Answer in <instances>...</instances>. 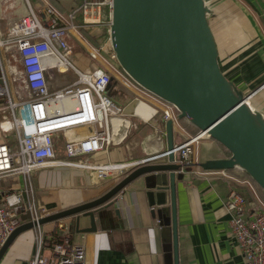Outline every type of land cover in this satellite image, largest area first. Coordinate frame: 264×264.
<instances>
[{"label": "built area", "instance_id": "1", "mask_svg": "<svg viewBox=\"0 0 264 264\" xmlns=\"http://www.w3.org/2000/svg\"><path fill=\"white\" fill-rule=\"evenodd\" d=\"M111 3L112 0H84L69 16L47 2L37 14L26 3L27 9L23 14L10 24L4 34L0 32V101L3 102L0 129L12 135L11 141L0 144V178L20 176L23 180L21 191L2 196L0 249L22 224L21 217L29 213V222L34 224L36 249L27 264H86L84 248L55 232H67L68 227L64 223L56 222L54 231L45 236L38 224L43 218L42 208L36 201L31 173L59 163L56 142L59 146L63 145L65 157L69 160L90 158L78 167L93 172L98 179L117 182L125 176L127 169L156 162L165 155L134 164L94 163L96 156L107 153L112 145H121L130 129H136L130 118L145 121L156 113L155 109L147 118L133 110L131 114L125 113L106 95L112 76L135 94L150 95L148 97L153 98L161 109L163 124L179 120V110L175 105L148 91V95L145 94L142 91L145 89L119 66L111 38ZM105 6L110 10L107 18L104 17ZM77 12L81 15L80 23L75 20ZM96 26L103 28L104 41L94 46L84 34L89 27ZM90 38L95 42L101 39L96 36ZM73 39L90 60L98 63V67L81 72L72 66L70 59L73 52L69 42ZM104 53L109 55V60ZM68 70H73L77 79L64 87H52V82L60 80L56 79L57 74ZM139 98L135 99L133 107L139 103L153 106L150 101ZM116 121L117 127L114 126ZM5 124L8 128L3 127ZM160 135L165 136V131ZM61 138L63 143H59ZM208 138V134L198 132L188 141L175 146L174 161L181 165L180 173L199 163L195 155L196 147L201 140ZM197 169L192 173L199 176L222 174L254 190L249 181L229 176L223 170ZM257 202V208L248 211L245 198L236 191H230L224 200L231 236L248 264H264V202ZM45 244L50 251L49 258L42 253Z\"/></svg>", "mask_w": 264, "mask_h": 264}, {"label": "crops", "instance_id": "2", "mask_svg": "<svg viewBox=\"0 0 264 264\" xmlns=\"http://www.w3.org/2000/svg\"><path fill=\"white\" fill-rule=\"evenodd\" d=\"M25 1L37 13L41 12L44 2L53 5L63 14L66 3L69 5L71 1L78 8L82 4L81 0ZM207 3L211 4L209 11L212 16L208 24L216 45L220 71L238 94L248 98L246 105L264 118V0H206L204 6ZM103 10L107 18L110 10L106 6ZM121 89L118 84L115 87L111 83L110 92L114 98H117ZM145 97L155 108L144 103L133 107L135 99H131V103L124 109L125 113L131 114L133 110L147 118L156 109L155 115L145 121L130 118V122L136 126L134 133L121 145H112L107 153L96 156L94 160H98V163L134 164L166 152V137L160 135L165 131V124L161 122V109L153 98ZM2 105L0 101V108ZM188 124L187 119L172 123L175 146L196 135L192 133V127L186 128ZM5 126L8 128L7 124ZM114 126H118V121L114 122ZM10 136L0 129V144L11 141ZM56 143L55 152L59 163L31 173L36 201L42 208L43 218L91 202L116 184L110 179H98L93 172L78 167L80 163L67 159L64 153H60ZM226 150L208 138L199 142L195 155L199 162L227 160L231 154ZM166 161L167 157L164 156L153 163ZM135 168L127 169L125 175ZM197 170L195 166L187 167L182 178L175 180L178 264H248L231 236L224 200L230 191H236L245 198L248 211L255 210L257 201L262 200L255 189L251 190L247 185L225 179L222 174L199 176L192 173ZM22 186L20 176L0 178V203L4 193L19 192ZM164 200L162 206H170L169 193ZM113 201L112 205L94 211L95 232L77 233V217L79 229L87 228L90 221L88 217L74 215L71 226L60 219L53 222L49 233L54 231L56 222L64 223L68 227L67 232H55L67 237L72 244L84 248L86 264H172L173 252L171 249L169 251L158 222L161 205H152L147 197L144 177L128 184ZM169 216L167 214L166 217ZM41 226L45 236L48 233L45 234L44 225ZM35 249L33 228L23 231L7 247L0 264H27ZM42 253L50 257L46 244Z\"/></svg>", "mask_w": 264, "mask_h": 264}, {"label": "water", "instance_id": "3", "mask_svg": "<svg viewBox=\"0 0 264 264\" xmlns=\"http://www.w3.org/2000/svg\"><path fill=\"white\" fill-rule=\"evenodd\" d=\"M206 11L204 0H112L111 38L117 62L143 89L175 105L179 119L186 118L231 154L227 160H205L196 167L205 171L237 167L264 191V118L255 112L260 122L256 128L247 114L248 98L222 75ZM165 137L166 162L139 166L101 197L46 216L38 224L82 215L89 218V226L79 229L77 217L76 232H95L94 211L112 205L119 192L143 176L147 197L152 205H161L158 222L173 252L172 264H178L175 180L183 174L174 161L171 121L165 124ZM167 193L171 203L163 207ZM29 219V213L21 217L24 223L3 244L0 259L19 233L33 228Z\"/></svg>", "mask_w": 264, "mask_h": 264}, {"label": "rangeland", "instance_id": "4", "mask_svg": "<svg viewBox=\"0 0 264 264\" xmlns=\"http://www.w3.org/2000/svg\"><path fill=\"white\" fill-rule=\"evenodd\" d=\"M82 1L83 0H81V3H82ZM204 1H206V0H204ZM216 1H218V0H214V2H216ZM69 3H70L69 5L67 3L65 4V13H64L65 16H69L70 14L74 13L78 8V6L76 7L71 1ZM25 4H26L25 0L24 1L23 0H0V32L1 33L4 34L6 32V30L8 29V27L10 26V24L12 22H14L15 20H17L23 14L24 10H26ZM31 5L34 6L33 2ZM210 5H211L210 3H207V5H205V8L207 10L206 11L207 21H209L211 19V16H212L210 11H209V8L211 7ZM70 8H72V9L70 10ZM37 14H39V13H37ZM80 17H81L80 12H77L76 17H75V20L77 23H80ZM221 34H224V33H221ZM84 35H85V38L88 40L89 43H91V41L89 39L91 36H96V37L103 39L104 38L103 28L99 27V26L89 27L88 32H85ZM101 39H99V41H96V42L103 43L104 39L103 40H101ZM91 44L95 46L94 43H91ZM69 47L72 49V52H73L71 59H70V62L72 64V66L75 67L76 69H78L79 71L87 72L88 69L92 70V69L99 66L97 62L90 60L84 53H82L83 51L81 50L79 43L75 39H73L69 42ZM104 55L109 60V55L106 53H104ZM111 62L114 65H117L116 62H114V61H111ZM59 78H60V80H55L54 82H52V87L59 88V87L67 86L69 82H73L74 80L77 79V75L74 73L73 70H68L65 73H62L60 75L57 74L56 79H59ZM110 87H111V84L109 86L108 91H106V95L109 98H111V100H113L118 106H120L124 110L125 107L131 103L132 98L128 95V92H126L124 89L119 90L118 91L119 93H117V98H114L110 92ZM142 91L146 92L145 94H147V91H145V90H142ZM137 94L140 97L148 100L144 95H140L141 94L140 92H138ZM148 96H150V95H148ZM153 106L150 105V107L154 108ZM137 121L139 123L140 122L142 123V121H140V120H137ZM142 124H144V123H142ZM135 130L136 129L131 128L127 137H130L134 133ZM11 138H12V135L10 136L9 139H11ZM59 143H63L62 138L59 139ZM58 150H60V153H64L63 145L59 146ZM88 159H90V158L81 157V158H77L76 160L79 163H83ZM97 161L98 160H94V163L97 164L98 163ZM113 181L115 183L118 180H113ZM73 217L74 216H69V217L63 218L62 220L64 221L65 224H67L68 226H71V224H73ZM52 224H53V222L43 224L44 225L43 232L45 234L49 233L51 231L50 226ZM67 234L68 233H66V235Z\"/></svg>", "mask_w": 264, "mask_h": 264}, {"label": "trees", "instance_id": "5", "mask_svg": "<svg viewBox=\"0 0 264 264\" xmlns=\"http://www.w3.org/2000/svg\"><path fill=\"white\" fill-rule=\"evenodd\" d=\"M90 40L95 44L97 45L98 42H95V40L91 39ZM82 50V49H81ZM83 51V50H82ZM85 54V52H82ZM111 83L116 87V85L118 84L119 87H121L122 89H124L126 92H128V95L132 98V99H140L139 96L137 94H135L134 92H132L131 90L125 88L119 81L116 77L112 76V80H111ZM118 88V87H117ZM148 103V102H147ZM149 104V103H148ZM186 119V118H181L179 119V121L183 122V120ZM189 127H192L193 128V131L192 133L194 134H197L198 132V128H196L193 124H191L189 122V124L187 125L186 128H189ZM213 140V139H212ZM214 141V140H213ZM216 142V141H214ZM217 144H219L218 142H216ZM222 146V145H221ZM223 147V146H222ZM224 148V147H223ZM226 150V149H225ZM228 154H230V152L228 150H226ZM205 159V158H204ZM202 160V159H200ZM205 161V160H204ZM135 168V167H134ZM191 168V167H189ZM132 171V170H131ZM130 171V172H131ZM129 172V173H130ZM226 174L232 176V177H235L241 181H249L251 183V185L253 186V188L255 189L257 195H259V198L262 200V202H264V191L255 183V181L243 170H240L239 168L235 167L233 169H229V170H225L224 171ZM127 173V174H129ZM126 174V175H127ZM125 175V176H126ZM225 178V177H224ZM225 179H228V178H225ZM247 187V186H246ZM245 187V189H246ZM248 188V187H247Z\"/></svg>", "mask_w": 264, "mask_h": 264}, {"label": "bare ground", "instance_id": "6", "mask_svg": "<svg viewBox=\"0 0 264 264\" xmlns=\"http://www.w3.org/2000/svg\"><path fill=\"white\" fill-rule=\"evenodd\" d=\"M247 107H248V106H247ZM247 109H248V108H247ZM244 111L246 112L245 109H244ZM135 113L138 115L137 112H135ZM247 114L250 115V117H251V121H252L253 125H254L256 128H260V122H259V119L256 117L257 114H256L253 110H251V109H248ZM5 127H6V126H5ZM6 128H7V127H6Z\"/></svg>", "mask_w": 264, "mask_h": 264}]
</instances>
